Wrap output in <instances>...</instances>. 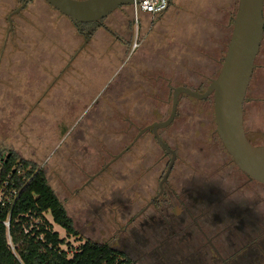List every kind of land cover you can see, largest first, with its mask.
<instances>
[{
  "label": "rangeland",
  "instance_id": "1",
  "mask_svg": "<svg viewBox=\"0 0 264 264\" xmlns=\"http://www.w3.org/2000/svg\"><path fill=\"white\" fill-rule=\"evenodd\" d=\"M22 2L0 0V12L5 6L17 9ZM174 2L177 62L173 67L177 64L178 73L160 71L158 66L151 68L152 62L171 63L154 49L148 51L142 38L136 36L138 20L129 7L101 21L110 33L104 38L94 35L96 24L82 27L88 32V38L84 37L46 0H30L22 12L26 23L10 27L17 30L13 31L14 41L24 43L19 53L44 51L50 53L51 60L44 71L37 67V61L32 62L35 69L28 75L22 56L13 57L15 61L0 72V155L14 154L45 171L80 233L72 237L53 225L65 239L62 248L70 256L91 240L109 244L136 264H157L159 254L149 234L159 221L150 226V241H146L145 228L136 216L157 192L165 170L164 163H157L163 148L147 132L129 152L107 169L104 167L134 141L141 129L170 116L174 87L206 91L220 72L239 4V0H186L187 6L181 4L185 0ZM48 13V23L60 32L58 39L40 36L36 31H42L40 17L46 23ZM168 49L164 46V52ZM126 50L131 53L124 61ZM59 54L68 56L66 69L57 60ZM244 123L250 142L264 145V40L247 93ZM170 132L174 134L171 145L178 153L174 173L201 170L212 186L220 183L228 187L246 181L216 133L213 97L197 100L181 95L175 120L162 130V135L168 139ZM212 186L203 190L211 199L215 198ZM250 186L264 199L262 184L249 183L247 194ZM214 222L216 228L221 227L219 220ZM182 234L173 238L179 244L178 256L193 264H219L214 253L206 255V242L197 247ZM181 240L186 245L184 250L179 249ZM215 242L232 259L250 255L239 249L249 244L244 236L228 240L224 234ZM174 258L169 257L170 261Z\"/></svg>",
  "mask_w": 264,
  "mask_h": 264
},
{
  "label": "flooded vegetation",
  "instance_id": "2",
  "mask_svg": "<svg viewBox=\"0 0 264 264\" xmlns=\"http://www.w3.org/2000/svg\"><path fill=\"white\" fill-rule=\"evenodd\" d=\"M80 32L88 38V32L83 31L82 27ZM162 130L159 131V135L171 151L168 152L162 147L163 154L158 158L157 163H164L165 170L162 171L157 192L136 216L141 226L145 228L146 241H150L147 234L151 229L150 226L155 220L159 221L149 234L155 239V250L159 254L157 264H193L188 258L177 255L179 244L173 238L176 239L179 232L183 233L182 237L192 239L197 247L203 246L201 243L206 242V255L214 253L219 264H264V199L258 197L259 192L254 187L250 186L249 194L245 192L248 184L255 180L239 170L247 178L246 181L234 182L232 189L229 184L230 189L227 191L228 187L220 183H216L217 186L210 185L204 180L207 176L201 170L197 171L194 168L190 170V174H187L189 171L183 170L174 173L178 162L177 149L170 142L174 134L168 133L167 139L162 135ZM171 163L173 165L167 175ZM208 186H212L215 195L213 199L203 191ZM217 220L221 226L219 228H216L214 222ZM224 234L227 235L228 240L239 235L246 237L249 244H242L239 249L249 253V257L232 259L223 254V250L219 248L221 245L216 244L215 238ZM179 243L183 245L182 240ZM232 244V247L236 246ZM182 245L179 249L184 250L186 245ZM168 256L171 258L176 256L175 262L170 261Z\"/></svg>",
  "mask_w": 264,
  "mask_h": 264
},
{
  "label": "water",
  "instance_id": "3",
  "mask_svg": "<svg viewBox=\"0 0 264 264\" xmlns=\"http://www.w3.org/2000/svg\"><path fill=\"white\" fill-rule=\"evenodd\" d=\"M54 9L81 26L101 22L118 9L132 6L139 0H46ZM25 0L18 12L27 6ZM264 40V0H239L234 26L218 76L211 81L205 92H197L179 86L173 88L170 116L162 122L141 129L134 141L116 155L105 167L119 160L140 139L151 131L157 142L171 151L159 135L169 127L177 115L179 98L188 95L197 100L214 98L216 133L238 169L251 179L264 184V145L250 142L245 129V104L250 82L256 68V60ZM171 163L167 175L171 171ZM167 177V176H166ZM228 264V263H224Z\"/></svg>",
  "mask_w": 264,
  "mask_h": 264
},
{
  "label": "trees",
  "instance_id": "4",
  "mask_svg": "<svg viewBox=\"0 0 264 264\" xmlns=\"http://www.w3.org/2000/svg\"><path fill=\"white\" fill-rule=\"evenodd\" d=\"M92 24L102 26L101 22ZM3 157L0 155V160ZM9 174L20 195L14 205H0V264H136L124 252L91 240L70 256L62 248L66 246L65 239L54 231L53 225L72 237H79L80 233L45 171L33 162L8 154L1 176L5 179ZM8 221L9 228L5 225ZM9 237L14 249L9 245Z\"/></svg>",
  "mask_w": 264,
  "mask_h": 264
},
{
  "label": "crops",
  "instance_id": "5",
  "mask_svg": "<svg viewBox=\"0 0 264 264\" xmlns=\"http://www.w3.org/2000/svg\"><path fill=\"white\" fill-rule=\"evenodd\" d=\"M174 1L177 2V0H170L169 9L160 15H151L147 13L140 14L139 20H138V28H136L137 29L136 36L142 38V40L144 41V45L146 46V48H148V51H152V49H154L156 53H161L160 56L164 57L163 60H166L171 63L170 65H166L163 63L152 62L151 64L152 69L155 66H158V70L160 71H163V70L166 72L176 71L178 73L179 69L177 68V64L175 68L173 67V62H177V57L174 56V53H176L174 49L177 48L176 47V43H177V30L176 29L177 28L175 24L177 20L174 17L177 12L174 9H176L177 7L174 8V3H175ZM181 4H184L185 6H187L188 3H186V0H185V2ZM28 5H29V2L27 6L24 7L19 12L17 11L18 8L15 9L14 7L5 6L3 7V9L1 8V12H0V17H1L0 18V72L2 71L3 68L7 67V65L10 63L11 60L15 61L13 57L18 59V57L20 58L21 56H22L21 59L26 61L27 65L25 68L28 70V75L30 74L31 70L34 71L35 69V65L32 64V62L37 61V63H39L37 67L39 69H42V71L45 70L46 66H48V68L50 67V63H49L51 60L50 53H46L44 51H40L39 53L37 52V54L33 52V54L31 55L24 54L25 53L24 51L23 53H19L18 50L23 49L22 46L24 45V43L21 42L20 39H17L16 42L14 41L15 39H13V34H14L13 31L16 32L17 30L15 29L10 30V27L11 25H15L18 28L19 24L26 23V19L24 18V16H22V12H24V10L27 9ZM125 7H129L133 14L131 6H125ZM54 11H56L62 17L64 16L62 13H60L56 9H54ZM41 15L42 14H40V16ZM64 18L68 19V17L66 16H64ZM48 21H49V13H48V19L46 23H43L40 17V22L42 23V26L40 27H42V31L36 29L38 35L43 36V34H45L46 37H53V39L60 38L61 37V35L59 34L60 32L58 33L56 29L54 30V28L51 27L52 25L49 24ZM45 26H48L49 29L46 30ZM94 35L98 38H104V37H108L110 33L102 24V26H98L94 30ZM164 46L169 48L167 52H164ZM130 53H131V50L130 51L126 50L125 56L124 58H122V60L126 61V59L130 56ZM202 55H205V53H203ZM67 59H68L67 55L61 56L59 54L57 56V60L62 62V65H64L63 67H65V69L67 66V63H66ZM139 66L146 67L147 65H139ZM154 70H157V69H154ZM160 76H162V74ZM74 107H76V103Z\"/></svg>",
  "mask_w": 264,
  "mask_h": 264
},
{
  "label": "built area",
  "instance_id": "6",
  "mask_svg": "<svg viewBox=\"0 0 264 264\" xmlns=\"http://www.w3.org/2000/svg\"><path fill=\"white\" fill-rule=\"evenodd\" d=\"M169 7L170 0H139L135 1V3L131 6L136 21L139 20L140 13L160 15L166 12ZM7 156L8 154L4 155L3 159L0 160V205L2 206L7 204L14 205L20 195L12 175L9 174L5 179H3L1 176L3 171V163L7 159ZM5 225L9 228L10 222H6ZM9 245L14 249L10 237Z\"/></svg>",
  "mask_w": 264,
  "mask_h": 264
}]
</instances>
